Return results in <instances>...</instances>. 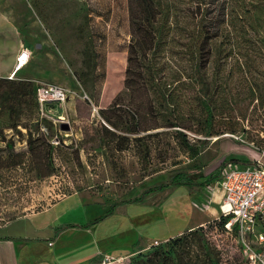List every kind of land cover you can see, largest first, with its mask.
Segmentation results:
<instances>
[{
	"label": "rangeland",
	"instance_id": "1",
	"mask_svg": "<svg viewBox=\"0 0 264 264\" xmlns=\"http://www.w3.org/2000/svg\"><path fill=\"white\" fill-rule=\"evenodd\" d=\"M15 1L19 7H27L35 23L41 22L49 41L44 51L48 55L43 57L44 72L36 74L37 80L64 87L68 96L63 103L46 104L43 114L38 105L41 123L39 128H32L36 141L29 151L26 130L21 129L19 135L6 128L16 113L10 108L12 101L2 99L9 84L0 82V151L11 138L14 146L6 157L24 164L12 171L0 170V236L8 234L6 227L14 220L75 192L113 203L107 213L115 204L135 200L161 203V207L176 203L178 213V195L166 192L169 183L178 173L202 170L217 154V144H211L217 138L228 137L244 144L264 160V0H232L244 18L234 21L231 31L234 27L238 30L231 32V38L212 40L202 54L199 71L191 58L175 53L174 40V51L166 55L170 59V68L164 71L168 84L129 89L124 87L131 38L128 0ZM205 23L200 18L194 25ZM174 31L171 37L176 38L178 31ZM32 60L36 63L35 58ZM204 82L216 90L211 127L206 125L198 102ZM162 92L169 95L170 103L162 101ZM27 99L29 106L17 112L21 119L35 110L32 100L35 104L36 99ZM101 110L122 126L130 124L138 131H115L119 137L108 138L107 145L98 146L96 128L104 125L112 129ZM167 110L171 112L163 114ZM174 121L181 127L169 125ZM47 144L51 145L50 156ZM2 158L0 165L8 166L5 162L9 158ZM162 184L167 186L159 189ZM179 188L173 189L177 193ZM171 213L167 220H161L164 224H158L159 228L184 226L172 209ZM255 232L264 236V221L255 226ZM200 235L206 240L207 252L201 248ZM174 239L166 246L173 244L171 264H211L215 257L219 264H249L244 244L264 249L257 236L245 235L242 240L236 230L227 233L213 219L203 228L186 229ZM155 261L147 245L146 250L128 257H99L92 264Z\"/></svg>",
	"mask_w": 264,
	"mask_h": 264
},
{
	"label": "crops",
	"instance_id": "2",
	"mask_svg": "<svg viewBox=\"0 0 264 264\" xmlns=\"http://www.w3.org/2000/svg\"><path fill=\"white\" fill-rule=\"evenodd\" d=\"M42 26L39 20L34 22L26 6L19 7L15 0H0V78L14 72L22 49L30 52V59L14 76L37 80L36 74L44 72L43 57L48 55L44 51L49 41ZM213 143L217 144V154L202 168L203 177L197 183L217 176L224 160L236 159L232 163L245 165L261 157L259 152L228 137L217 138ZM214 182L180 188L169 186L166 192L178 195V213L176 203L172 207L171 203L167 206L164 203L161 207V203L149 200L115 204L107 213L113 203L89 194L66 195L6 227L8 234L0 236V264H92L99 257L116 259L142 252L150 240L165 242L186 229L218 219L222 193L219 188L212 191ZM173 188H179L178 192ZM171 209L184 226L159 228L158 224L160 227L164 224L161 220L172 214Z\"/></svg>",
	"mask_w": 264,
	"mask_h": 264
},
{
	"label": "trees",
	"instance_id": "3",
	"mask_svg": "<svg viewBox=\"0 0 264 264\" xmlns=\"http://www.w3.org/2000/svg\"><path fill=\"white\" fill-rule=\"evenodd\" d=\"M232 0H128L129 10V25L131 38L127 49V65L125 69L124 87L137 88L143 86H151L154 83L164 82L168 84L167 77L164 76V71L170 68V59L166 57L167 53L171 54L174 51L172 41H176V54L182 56L187 55L191 58L192 65L197 68V71L203 67L202 54L207 49V46L212 40L218 37L231 38V32L237 33L238 30L234 27V21L244 18L238 10L232 6ZM203 18L206 23L200 27H196L194 22ZM200 22V21H199ZM193 24V26H192ZM178 31V36L171 37ZM244 31V30H239ZM242 36L243 34H239ZM0 82L9 84L7 92L3 93V100H11L12 106L10 108L16 113L11 122L6 128L11 129L14 133L22 135L21 129L26 130L28 150L35 148V139L32 137L34 127L39 128L41 120L38 116V102L36 98L35 83L30 78H0ZM201 95L198 97V102L201 104L205 113V122L208 127H211L214 108L211 104L215 89L211 90L210 85L202 83ZM161 99L165 104L170 103L169 95L162 92ZM27 96L35 98L32 100V105L35 110L31 111L27 118L21 119L19 113L22 111V106H29ZM171 110L164 111L163 114L170 113ZM101 115L104 120L112 126V129L101 125L96 128L97 145H107V139L116 135L115 131H123L125 134H134L138 130L131 128L130 124L121 125L115 120H112L107 112L101 110ZM135 114V112H134ZM172 127H181L179 121H174L169 124ZM13 141L5 140V149L1 150L5 154L2 158L0 154V161L8 159V166L0 165V170L17 169L24 166L23 162H10V156L6 157L7 150L13 148ZM47 154L50 156L51 145L47 144ZM236 159L224 160L218 168L227 165L230 162H237ZM3 164V163H2ZM202 170L194 174L178 173L173 176L169 185L171 186H193L206 185L213 182L216 176H209L204 182L197 183V180L202 178ZM167 184H162L158 188L162 189ZM148 192V191H147ZM146 193V192H144ZM140 201V200H135ZM111 211V210H109ZM228 217L220 216L214 219L213 222L222 228ZM217 228V226H214ZM199 228H203L200 226ZM176 241L174 238L168 239L165 242H160L151 247V252L156 257L155 264H171L170 252L171 247L166 248L167 243ZM203 237L200 235V244L202 250L207 252L208 246ZM216 259V260H215ZM211 258V264H219V260L215 257ZM89 262L88 264H90Z\"/></svg>",
	"mask_w": 264,
	"mask_h": 264
},
{
	"label": "built area",
	"instance_id": "4",
	"mask_svg": "<svg viewBox=\"0 0 264 264\" xmlns=\"http://www.w3.org/2000/svg\"><path fill=\"white\" fill-rule=\"evenodd\" d=\"M29 59L30 52L26 49L20 50L14 72L8 78H13L15 72L26 65ZM33 82L42 114L46 104L63 103L67 99L68 91L64 87L41 80ZM216 188L222 193L220 216L228 217L224 224L226 232L231 233L234 229L242 240L243 236L251 234L264 242V236L255 232V226H260L264 221V160L251 159L245 165L228 163L218 170L212 191ZM157 244L158 242L152 241L148 246ZM244 247L249 264H264V249L258 250L246 244Z\"/></svg>",
	"mask_w": 264,
	"mask_h": 264
},
{
	"label": "bare ground",
	"instance_id": "5",
	"mask_svg": "<svg viewBox=\"0 0 264 264\" xmlns=\"http://www.w3.org/2000/svg\"><path fill=\"white\" fill-rule=\"evenodd\" d=\"M14 76V75H13Z\"/></svg>",
	"mask_w": 264,
	"mask_h": 264
}]
</instances>
